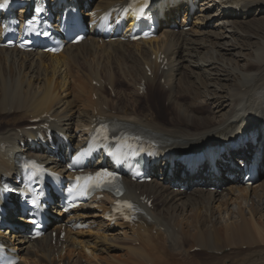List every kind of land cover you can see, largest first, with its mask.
Here are the masks:
<instances>
[{
    "label": "bare ground",
    "instance_id": "obj_1",
    "mask_svg": "<svg viewBox=\"0 0 264 264\" xmlns=\"http://www.w3.org/2000/svg\"><path fill=\"white\" fill-rule=\"evenodd\" d=\"M125 1L93 0V10H106ZM199 1L203 16L189 31L169 30V25H178L182 9L169 6L167 28L149 41L129 44L116 40L101 45L88 38L54 56L0 48V180L14 170L12 157L25 153L17 142L26 144V137L34 138L46 127L67 132L71 142L80 146L90 125L107 117L160 136L171 150L188 152L211 141L236 138L251 121L263 120L264 0H229L239 6L236 13L225 11V0ZM85 16L89 17V12ZM184 17L185 21L187 9ZM100 51L107 53L104 61L91 62L89 73L84 78L77 74L75 80L73 69L80 67L84 54L96 57ZM161 54L164 64L156 61ZM121 83L131 88L128 96L117 87ZM143 85L146 90L141 94ZM105 86L110 94L117 95L116 100L106 93ZM190 89L195 95L191 103L185 104L182 98ZM162 95L168 106L161 108L155 99ZM141 101L146 102L143 110L137 107ZM11 119L17 121L11 123ZM246 147L250 151L264 148V139H259L255 147ZM237 153L246 155V148ZM31 155L52 169L64 171L54 159ZM234 155L225 152L218 165L225 167L223 161ZM165 164L159 168L162 178L150 184L125 180L124 198L153 201L152 207L146 208V218L133 230L142 235L139 246H132L135 241L131 226L121 221L111 225L104 216L112 204L104 199L98 203L99 214L77 213L71 218L94 219L90 225L97 224L98 232H69L67 240L55 247L48 236L28 243L20 238L22 247L16 246L23 251L19 264H55L53 251L62 252L63 248L70 252L94 249L91 253L79 250L72 256L76 258L73 264H215V260L217 264H264V183L257 182L244 190L230 183L219 192L207 184L213 174H202H210L207 165L199 171V179L206 182L200 185L192 184L190 176L181 177L179 164L173 168L174 177H169L162 169ZM167 181L181 182L188 188L172 191ZM161 203L162 207H156ZM120 226L126 230L113 231ZM99 230L113 232L108 236ZM15 239L13 235L12 244ZM244 245L248 248L241 252ZM228 248L231 252L225 254ZM195 249L210 253L209 262L192 260L196 258L192 254ZM123 251L126 254L120 257ZM219 253H223L222 259ZM83 257L90 262L83 263Z\"/></svg>",
    "mask_w": 264,
    "mask_h": 264
},
{
    "label": "rangeland",
    "instance_id": "obj_2",
    "mask_svg": "<svg viewBox=\"0 0 264 264\" xmlns=\"http://www.w3.org/2000/svg\"><path fill=\"white\" fill-rule=\"evenodd\" d=\"M184 15H185V11H184ZM195 23V22H194ZM193 26H194V24H193ZM192 26V27H193ZM191 27V28H192ZM163 34V31L161 30L160 31V35H162ZM160 37V36H159ZM100 56H96V57H94V56H92V54L91 53H86V54H84V59L82 58V59H80L79 60V68H75V70L73 69V74H74V76H75V80L77 79L76 78V75L77 74H79V75H81V77L82 78H84L85 77V74H87V71H88V69H89V66L91 65V62H93V61H96V62H100V60H102V61H104L103 59H105V55L107 54V53H104V52H102V51H100ZM86 56H88L89 58H86L85 59V57ZM82 61V62H81ZM87 63H90V64H87ZM241 64H244V63H242L241 62ZM89 65V66H88ZM77 69V70H76ZM78 72V73H77ZM81 72V73H80ZM84 73V74H83ZM59 79H60V77H59ZM191 80L192 79H190V82H191ZM190 85H191V83H190ZM121 88H123L124 89V91H125V93H126V95L128 96V93H129V91L131 90V88L127 85V84H125V83H122L121 84ZM192 90H193V88H192ZM192 90L190 89V90H187V93L186 94H188V95H186V96H184L183 98H182V100L184 101V103L185 104H189V103H191L192 102V97H193V95H195V92H193L192 93ZM106 92H107V94L108 95H110L109 94V91L106 89ZM115 95V94H114ZM111 96V95H110ZM114 97V99L116 100V98H117V95H115V96H113ZM158 99H155V102H156V104L159 106V107H167L168 106V102H165L164 103V101H165V99L162 97L161 98V100H159V98L160 97H157ZM145 102H139V105L137 106L138 108H143V107H145ZM4 114H6V117H13V115L12 114H9V113H7V112H3ZM165 118L167 117V115L165 114V116H164ZM17 118H19L20 119V117H18L17 116ZM14 121H17V120H14V119H11L10 120V122L11 123H13ZM258 183L259 182H263L264 183V177H262V178H260L258 181H257ZM257 183V184H258ZM226 187V186H225ZM223 188V187H222ZM225 189V188H224ZM223 189V190H224ZM222 190L221 189H219V192H221ZM262 213L264 214V210H262ZM93 215H95V214H93ZM91 220H94V219H91ZM263 220H264V218H263ZM106 230V229H105ZM103 231L104 233L106 232V231ZM88 232V231H87ZM98 232V231H97ZM94 234L96 233V231H94L93 232ZM80 236V237H79ZM87 236H89V235H87ZM78 238H80V239H84V240H86V237H81V235H78ZM20 242V241H19ZM93 248V247H92ZM244 249H246L247 250V246L245 245V246H243V250ZM94 249H92V251H93ZM245 251V250H244ZM88 253H91V250L90 251H88ZM120 254V257L121 256H124V254H126V252L125 251H123V252H121V253H119ZM193 254H195L196 255V258H194V259H192V260H196V259H198V258H201L200 260H204V261H202V262H209V261H207L208 260V255H210V253H205V251H198V253H193ZM203 255V256H202ZM204 255H206V256H204ZM216 256V255H215ZM119 257V258H120ZM219 257V256H218ZM240 257H242V256H240ZM223 258V257H222ZM221 258V259H222ZM215 264H217V261L215 260ZM220 264V263H219Z\"/></svg>",
    "mask_w": 264,
    "mask_h": 264
},
{
    "label": "snow or ice",
    "instance_id": "obj_3",
    "mask_svg": "<svg viewBox=\"0 0 264 264\" xmlns=\"http://www.w3.org/2000/svg\"><path fill=\"white\" fill-rule=\"evenodd\" d=\"M10 2V0H3V5H6ZM3 5H0V7H2ZM35 11H39V9H36ZM129 207H131V205H129Z\"/></svg>",
    "mask_w": 264,
    "mask_h": 264
}]
</instances>
